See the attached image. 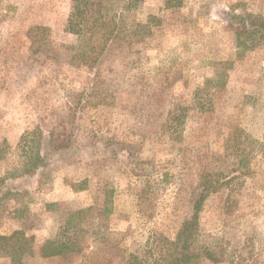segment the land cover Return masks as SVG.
Instances as JSON below:
<instances>
[{"label": "rangeland", "instance_id": "obj_1", "mask_svg": "<svg viewBox=\"0 0 264 264\" xmlns=\"http://www.w3.org/2000/svg\"><path fill=\"white\" fill-rule=\"evenodd\" d=\"M78 1L0 0V264L170 262L203 191L181 264H264V0ZM92 19L122 34L85 67ZM37 127L80 148L16 176ZM81 209L82 250L43 256Z\"/></svg>", "mask_w": 264, "mask_h": 264}, {"label": "trees", "instance_id": "obj_2", "mask_svg": "<svg viewBox=\"0 0 264 264\" xmlns=\"http://www.w3.org/2000/svg\"><path fill=\"white\" fill-rule=\"evenodd\" d=\"M126 2L130 7L132 0H126ZM78 5H82L83 10L77 9ZM92 5L89 1H78L73 16L76 18L79 17V19L82 18L87 8ZM82 22L89 23L88 20ZM80 23L76 21L73 26L72 21H69L67 32L73 34L78 39L76 57L79 58L78 60L85 67H90L107 48L111 47L114 40L121 38L120 34H122V31L119 29L120 27L116 25L109 27L108 22L103 20L99 21L98 19H92L90 25L83 27L77 26ZM73 57H75V54ZM19 81H22L21 78H19ZM42 133L41 127H37L20 138V167L15 174L16 176L38 174L44 167L49 165L53 154L58 152V157L64 159L73 156L80 148L75 142L74 134L68 133L65 128H62L58 132L51 129L48 135H43ZM43 147L48 148V152L43 151ZM7 149L3 144H0V160L4 158L6 154L5 150ZM206 194L207 191H203L193 202L190 219L183 222L174 241L170 242L174 249L172 254H175L170 262L165 261L164 264H181L184 261L182 252H184L187 242L193 238L197 229L201 201L205 199ZM90 215L91 213L82 209L70 213L65 222L64 227L66 229L55 239L48 240L44 243L43 256L64 257L79 253L82 250V242L87 240L88 237L85 229L81 227V224L85 226L84 223ZM96 222L93 221L91 223L92 230L96 229L92 234H95L98 230L100 232L104 231L102 230L103 225H101V222L97 224ZM0 238L3 237L0 236ZM131 260L132 264H138L133 262V260H137L136 256L131 255Z\"/></svg>", "mask_w": 264, "mask_h": 264}]
</instances>
